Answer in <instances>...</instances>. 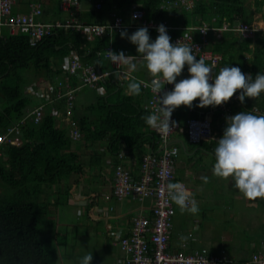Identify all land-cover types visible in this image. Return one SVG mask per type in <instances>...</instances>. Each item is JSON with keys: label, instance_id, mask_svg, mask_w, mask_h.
Wrapping results in <instances>:
<instances>
[{"label": "trees", "instance_id": "obj_1", "mask_svg": "<svg viewBox=\"0 0 264 264\" xmlns=\"http://www.w3.org/2000/svg\"><path fill=\"white\" fill-rule=\"evenodd\" d=\"M61 1L51 0L48 3H56L57 8L51 15L54 19L49 21L65 22L67 19V15L60 9ZM175 1L178 0H86L91 8L85 23H108L106 20L110 14L116 12L125 21L131 19L128 29L138 30V22L131 18L133 6L143 11L147 21H167L172 26L185 27L197 26L199 18L213 27H221L224 23L233 26L237 19L252 23V14L255 13L252 5L248 4L249 0H192L195 6L191 9L182 5H169ZM97 2L102 3L101 10L95 8ZM255 7L264 18V0H255ZM148 32L154 42L158 34L153 29H148ZM172 34L177 36L180 33L174 30ZM195 38L200 39V35ZM109 44V35L89 41L84 37L83 31H66L61 28L35 47L31 46L28 35L19 32L6 33L0 39V135L17 123L22 128L19 145H0V264H57L55 251L49 249L42 240V235L45 238L47 235L54 236V246L57 248L65 245L68 233L66 230L51 233L47 229L49 226L44 228L42 221L49 215L50 207L69 202L77 194L82 178L87 176L82 162L83 153L75 147L82 144L84 149H91L88 166L98 169L106 167L107 155L115 169L119 165L126 167L128 160L139 149L143 150L148 146L155 153L159 150V137L142 119L149 115L144 110L149 93L142 86L138 96L124 92V86H128L133 80L120 81L115 76L104 79L101 85H104L106 94L103 96L93 88H82L80 93L90 101L75 107L72 117L74 125L64 123L61 120L63 117L53 115V105L46 106L39 123L27 117L30 111L43 102L42 98L27 93L29 85L40 88H47L46 85H49L53 91L57 79L65 75L63 58L72 49L78 51L84 62L102 68L106 58L98 53ZM209 48L220 54L215 75L220 68L226 66L239 67L243 73H251L253 78L257 73H264V36L258 34L255 39H243L230 31H225L221 37L211 32ZM229 50H233L231 54L228 53ZM106 60L108 62L104 65L110 67V61ZM233 98L234 96L230 99L233 100L231 103H224L229 108V115H224L225 112L219 106L210 115L213 127L211 138H203L200 143L193 144L189 142L186 133L180 134L188 151H206L215 161L217 140L214 138V128L218 123L219 135L223 136L227 126L226 118L242 111L264 115V92L255 98L246 97L243 104L238 98ZM198 104L197 99L191 107L182 105L174 110V114L182 116L185 111V116L182 117L187 118L190 108L193 109L190 117H198L199 112L204 115L211 112L212 106L200 108ZM57 107L60 112H64L63 101ZM72 127L80 133V140H73ZM174 136L171 137V146L178 149V165L182 148L180 143L173 140ZM122 150H127L128 156L120 158ZM180 175L178 169L176 182L183 180ZM86 195L89 199V214L95 205L96 195L94 192ZM50 198L55 200L52 205ZM151 214L150 211L146 215L150 217ZM242 263H246L245 259Z\"/></svg>", "mask_w": 264, "mask_h": 264}, {"label": "built area", "instance_id": "obj_2", "mask_svg": "<svg viewBox=\"0 0 264 264\" xmlns=\"http://www.w3.org/2000/svg\"><path fill=\"white\" fill-rule=\"evenodd\" d=\"M20 0H0V39L4 37V30L10 34L23 33L29 36L31 46H37L42 43L46 37L53 35L56 29H76L83 31L84 37L87 40H92L95 37H102L111 34L123 28L124 18L122 15L114 12L112 14V21L108 23L92 22L85 23L79 14L81 0H62L60 2V9L63 12L69 13V18L65 22L48 21L42 22L40 18L43 16V0L31 2L28 13L15 12V6ZM169 5H182L187 9L195 6L192 0H178ZM97 10H101L102 3L95 4ZM131 18L137 21V28L146 27L157 31V27L161 24L165 25L168 35L171 37V43L176 44L177 41H182L185 44L192 45L193 53L197 59H203L206 64L213 67V75H215V68L217 67L220 57L209 48V36L211 32L231 31L243 39H254L257 33L264 34V28L261 29L255 24L240 22L238 26L213 27L206 22H202L197 27H179L172 26L167 21H147L144 18L143 11L137 6L131 8ZM187 30L185 35L178 34L174 36L172 31ZM200 35V40L195 38L194 33ZM107 51L115 53L124 52L125 56H132L128 49L115 47L110 43L98 55L107 58ZM139 59V56H136ZM109 60V59H108ZM110 61V60H109ZM63 70L65 75L57 79V83L52 90L44 87H36L29 85L26 90L27 93L42 98L43 102L30 111L27 117H31L35 123H39L44 116L46 106L53 105L52 114L57 117H63L68 123L74 125L72 117L74 115L75 100L77 92L84 88L90 87L103 96L106 94L104 85L101 82L104 79H110L114 73H117L118 79H125L128 75L125 71L124 64L115 65L110 61L112 69L101 71L100 66L84 62L78 51L72 49L70 53L63 58ZM251 75V73H244ZM264 74V73H261ZM253 77V76H252ZM151 77L149 80H143L149 87L142 88L149 93V99L144 105V110L153 113L157 107L156 94L151 91ZM180 80H176L178 83ZM213 81L210 80V83ZM174 89V84H165L161 93L170 92ZM240 93L234 94L233 99H237ZM64 102V112H60L57 107L59 102ZM233 100H230L231 103ZM224 115H229V108L227 104L219 106ZM215 111V109L213 110ZM204 115L199 112L198 117H190L185 123H182L174 114L171 116V122H174L175 127L171 132L166 134L159 133L153 130L159 137V150L155 153L152 150L143 154L140 159V175L134 177L132 172L123 165H119L114 170L113 183L114 195L118 200L125 198H133L143 203L147 199L153 200L150 217L144 213L138 214L131 218V230L128 235L118 233L114 237L115 243L119 246L125 255V264H234V259L226 249H221L218 252H212L203 247L186 252L184 250H172L170 248V238L173 231L174 217L179 208L175 203L171 202L167 196L165 186L167 183H175L178 163V149L171 146V137L177 133H186L190 143L198 144L203 138H211L213 136V127L210 120V115ZM22 134L20 124H14L6 129L0 135V145L11 144L19 145V136ZM71 136L74 141L80 140V133L72 127ZM128 155L127 150H122L120 158ZM187 190L193 195V192L188 187L186 182L180 181ZM264 246V242L262 243ZM250 262L245 264H264V252H253Z\"/></svg>", "mask_w": 264, "mask_h": 264}, {"label": "clouds", "instance_id": "obj_3", "mask_svg": "<svg viewBox=\"0 0 264 264\" xmlns=\"http://www.w3.org/2000/svg\"><path fill=\"white\" fill-rule=\"evenodd\" d=\"M157 31L154 42L146 27L139 28L130 36L126 30L121 32L122 39L127 38L136 46L140 59L153 77L150 87L156 94L157 107L153 113L142 117L148 127L159 133L171 132L175 127L171 122L173 111L182 105L191 107L197 99L200 108L217 107L230 101L237 92L240 93L238 99L241 104L246 97L255 98L264 92V74L257 73L253 78L239 67L226 66L213 75L214 66L197 59L192 45L182 41L172 44L163 24L157 27ZM107 58L115 65L124 64L130 71L136 70L137 65L133 62L136 56H125L123 51L118 54L107 51ZM185 65L188 66L189 78L175 83ZM142 84L149 87L143 80L130 82L129 94L140 95ZM165 84H174V89L159 97ZM226 124L223 136L216 141L213 175L223 179L231 177L234 187L249 200L264 198V115L242 111L226 118ZM203 179L208 182V177ZM165 190L181 212L198 213L196 200L182 183H167ZM92 260L93 254L89 252L81 258L80 264H91Z\"/></svg>", "mask_w": 264, "mask_h": 264}, {"label": "crops", "instance_id": "obj_4", "mask_svg": "<svg viewBox=\"0 0 264 264\" xmlns=\"http://www.w3.org/2000/svg\"><path fill=\"white\" fill-rule=\"evenodd\" d=\"M36 1H39V0H20V1H18V4L15 6L14 11L15 12H20V13H28L29 12V5H31L30 3L31 2H36ZM43 1H44L43 8H45V7H47L49 5L48 3H50L51 0H47V1L43 0ZM248 4H251L253 11H255V13L253 15L252 24H255L258 27H260L261 29H263L264 28V18H263L262 13L256 11L255 0H249ZM90 8H91V5H88V2H86V0H83L82 4L80 6L79 14H80L81 18L84 21H87V19H88L87 14H88V11H89ZM43 15H44V13H43ZM66 15H67L66 17L69 18L68 17L69 15L67 13H66ZM111 16H112V14H110L109 19L106 20L107 22H111L112 21V17ZM52 19H54V18L51 16L50 20H52ZM238 20H240V19H238ZM130 21H131V19H129L127 21L124 20L123 28L114 31L111 34V36H109L110 43H112L117 48L128 49L132 56H139V54L137 53V50H136V46L133 45L132 43H130V41L127 38H123V39L121 38V32L122 31L126 30L128 35L130 36L132 33H134L135 30H137V29H128V26L131 23ZM51 22H54V21H51ZM92 22H96V21H92ZM202 22L203 21L200 20V18H199V24L197 26L201 25ZM240 22H242V21L240 20ZM224 25H226V23H224L221 27H223ZM181 26L185 27L183 25H181ZM181 26H179V27H181ZM197 26L191 25V26H186V27H197ZM233 26H234V24H233ZM224 32L225 31L218 32L217 36L221 37L222 33H224ZM6 33H9V32L4 30V36L6 35ZM179 33H180V35H185L186 33H188V31L187 30H182V31H179ZM258 34L260 36H264V34L262 32L257 33V35ZM194 35L196 37L199 36V34L197 32L194 33ZM234 35L238 36L235 33H234ZM256 36H255V38H256ZM197 40H200V39H197ZM254 47L255 46H253L252 49H254ZM232 51L233 50H229L228 53L231 54ZM229 54H227V55L230 56ZM218 55L220 56V54H218ZM252 56H253V54H252ZM249 57H251V55ZM133 62L136 63V65H137L135 71H130L127 65H124V67H123L125 69V71L127 72V75H128L125 79H122V80L118 79L117 76H116L117 73H114L113 77L115 76V78L120 80V81H123V80H127V81H129V80H136V81L149 80L152 77L151 74L148 72V70H147V68L145 66V63L140 58L139 59H135ZM62 65H63V63H62ZM101 66H102V68L100 67L101 71H106V70L112 69L111 64H110V67L107 66V65H105V66L101 65ZM186 78H189L188 66L187 65H185L184 69L182 70L181 75L179 77H177V79L181 80V79H186ZM121 85H122V83H121ZM46 86H48L47 88L51 90V88H50L51 86H49V85H46ZM80 91H82V89H80L78 92L80 93ZM78 92L76 94L75 107L80 105L79 101H78L80 98H81V102H80L81 104L82 103L83 104L89 103L90 100L84 94L80 93L78 95ZM124 92L127 95H131L128 92V86H124ZM144 103H142V105ZM214 109L216 110V107L212 106L211 111H213ZM192 110H193L192 108H190L188 110V117L187 118H183L185 116V111H183V113H184V114H182L183 117L181 115H177V114L175 116L177 118H179L182 123H185L186 120L190 117V113L192 112ZM61 120H63L64 123L67 122L64 118H61ZM219 125L220 124L218 123L217 127L214 128V134H215L214 138L217 141L222 137V136L219 135V132H218ZM181 133L182 132L175 134L173 140L177 141L178 143L181 144V148H182V150H181L182 152L181 153H185L184 154V158L186 156L188 158H194L196 160H200L199 161L200 162L199 163L200 167L197 168V169L206 168L205 170H202V172L201 171L198 172L197 170H195V173L192 174L191 170H186V168L184 167V170H185L184 172H186V174H184L182 176V179H183L182 181H186L185 179L189 178V176L194 177V180H196L198 178L202 179V185H204V186H203V188H200V189L205 191V195H206L207 199H211L212 198V200L215 203V205L219 206L220 202H223V199L217 198L216 197V194H217L216 191H213V189H215V187H212V186L211 187L210 186L207 187L208 182L205 183L204 179H203L204 177H207V176L213 174L212 169H213V165L215 163V161L213 160V156L210 153H208L206 151H203V150H200L199 152H195V151L190 152V151H188L187 148L184 145V140L180 137ZM75 149L77 151H79L78 147H75ZM102 151H104V150H102ZM149 151H150V147H148V146L146 147V149H143V150L139 149L138 152H136L135 155L133 154L131 156L130 160H128L126 167L127 168L129 167L128 169L132 172L134 177H139V175H140L139 165H140L141 155L146 154ZM84 153H86V152H83V154ZM197 155H199V156H197ZM105 157L107 159L106 163H105L106 167H104L106 169L105 171H102L103 168L98 169V168H90L89 167L91 175H95V174H97L99 176L104 175V177L106 179L105 182L108 183V184L107 185H102L100 187L102 189H101V191H99L98 194H96V192H94V194L96 195L95 205L92 207V210L89 212V214L87 213L88 214L87 215V220H85L82 224L86 225L89 222H91L92 220H96V221L98 220L99 221L100 219L102 220V218L103 219H107V221H109L110 214H112L115 217L114 224H111V223L108 222L105 225V228L102 229V230H99V231H96L93 227H89V231H92V233H95L96 235L97 234H101L103 236L104 240H105L106 246L104 247V252H105L107 258L104 261H102L101 264H124L123 260L125 258V255L121 251L119 246L115 243L114 237L118 233H121L123 235H128L130 230H131V218L133 216H136V215L141 214V213L149 214V212L151 211V207L153 205V200L152 199H147L146 201L141 203V202H139L136 199L128 197V198H125L126 200L123 199L122 203H117L116 202L117 200L115 199L116 197H115L114 192H113L114 191L113 175H114V170L115 169L112 167V163H111V159H109V155H107ZM204 157H206V158L210 157V159H212L209 163H207V164L211 163L210 166H209L210 168L209 167H205L203 165L204 164L203 163ZM182 158L180 156L178 169L181 168L184 165V162H183ZM207 170H209L211 174H208L206 172ZM86 175H88V174H86ZM89 185L87 187H90ZM81 186L82 185H80L79 186V190L76 191L77 194H74V196H72V199H70L69 202L68 201L66 202L69 207L75 208V210L77 212L76 215H79L80 218H81L82 210L84 208L87 209V206L89 205V200H87V197L84 196ZM105 187H110V188H109V190H107V189H105ZM191 191H193V190L191 189ZM193 195H194V193H193ZM256 200H258V199H256ZM256 200L254 202H246L243 205L244 208L240 211V213H238L236 211V207L235 206H232L230 216H232V218L235 219V217L239 215L241 217V219L244 221L243 225H244V228H246V231L249 229L252 232L258 233L259 236L257 238L252 237L250 239H245L244 240L245 243H246L245 245H241V244H237V243L234 245V241L236 240V238L238 240L240 238L235 236V235H233V237L228 235L226 237L227 239H231L232 238L230 240V244H231V247L233 249V253H232L231 249L228 246H222L221 248L218 247V248H215V249H210V248H207V247H205V248L209 249L212 252H218L221 249H226L228 251V253L234 259V264H243L242 261L244 259L247 262V260H249L251 258V255H252L253 252H258V251H263L264 252V246H262V243L264 242V225H263L264 222L262 221L261 218H259V215H258L257 212L254 213V212H252V210H251L252 214L249 212V209L252 208V207H257L258 208V206H259L258 202L259 201L256 202ZM52 201H53V203H55V200H52ZM260 201L264 202V199H261ZM81 204L84 205V207H82ZM119 204H121V205H119ZM60 205L55 206V209L53 210V216H54V213L56 214V216L58 215L59 222L61 220H64V219L67 220V221L68 220H70V221L64 223V225H62V223H59V225H62L60 230H66V233H68V238L64 241L65 245L57 246V248L60 249L59 252H60V256H61L59 258V261L57 262V264H63L62 261H63L64 253L62 252V249L67 247L68 240L70 239L69 238V232H70V229H69L70 226L69 225H71L73 227V225L76 224L77 221L80 222V218L76 219L75 217H71V215L68 216V214H70L72 212V211H70V209H67L65 211V213H63V211H60V209H58V208H60ZM262 205H264V203ZM226 206L230 207L228 205H226ZM234 210L236 211V213L234 212ZM180 213H182V212H181L180 208H178L176 216L174 217L173 231H172V235H171V238H170V248L172 250H176V251L177 250H184L186 252H192L193 250L200 249V247H198L197 244L195 242H193V240H191L190 238L184 237L185 239H181V237H183V236L179 237L177 235V233L175 231V221H176V219L179 220V222H184L185 221V217L184 216L181 215V217L180 216L177 217ZM68 217H70V218H68ZM55 230L57 232L60 231L58 229H54V231ZM77 230H78V228L74 232H77ZM78 236H79V232H77L75 234L76 238ZM105 248H108V250H106ZM66 262H67V264H74L73 261L68 262L66 260ZM75 264H77V262H75Z\"/></svg>", "mask_w": 264, "mask_h": 264}, {"label": "rangeland", "instance_id": "obj_5", "mask_svg": "<svg viewBox=\"0 0 264 264\" xmlns=\"http://www.w3.org/2000/svg\"><path fill=\"white\" fill-rule=\"evenodd\" d=\"M47 1V0H46ZM254 2V1H253ZM253 4V3H252ZM56 3H53L52 5H48L47 7L43 8V13L44 15L40 18L42 22H48L50 20L51 15L53 16L54 11L56 10ZM63 12V11H62ZM66 14V12H64ZM51 14V15H50ZM69 15V13H67ZM254 14H252L253 16ZM248 20V19H246ZM247 22V21H246ZM105 63L108 61L105 59ZM105 66V65H104ZM33 78V77H32ZM36 97V96H35ZM80 98V97H79ZM79 104H81V98L78 100ZM82 149V150H81ZM78 150L82 153L86 152L82 156V162L85 165V174H88L87 176H84L81 180V187L84 196H87L86 194H91L92 192H96V194L101 191L102 188H100L102 185H107L108 183L105 182V177L99 176L97 174L91 175L88 162L91 159V149H84L83 145L78 146ZM185 153H181V158L183 159L184 165L179 168V171L181 172V177L186 174L184 172V167L186 170H191L192 174L195 173V170L198 172L202 170H205L206 168L202 169H197L200 167V162L194 158H188L185 156ZM199 156V155H197ZM212 159L204 157L203 159V165L205 167H209L210 164H207L211 161ZM87 163H86V162ZM179 165V164H178ZM178 165H177V170H178ZM88 166V167H87ZM210 168V167H209ZM87 170V171H86ZM106 169L103 167L102 171H105ZM99 172V171H98ZM208 174H211L209 170L206 171ZM90 173V174H89ZM208 177V185L207 187H215L213 191H216V197L223 199V202H220L219 206H216L215 203L213 202L212 198L207 199L205 195V191L200 189L203 188L204 185H202V179L198 178L194 180V177L189 176V178L185 179L188 186L193 190V198L196 200L199 211L197 214H191L190 212H182L180 213L177 217L184 216L185 221L184 222H179V220L176 219L175 221V231L177 235L183 236L190 238L197 244L198 247L203 248L207 247L210 249H215L218 247L222 246H228L232 253L233 249L230 244V240L232 239H227L226 237L228 235L232 236L235 235L239 237L240 239L234 241V245L241 244L245 245V239H250L252 237L257 238L259 236L258 233L252 232L249 229L246 231V228H244L243 225V220L241 217L238 215L235 217V219L230 216L231 213V208L232 206L236 207V211L240 213V211L244 208L243 205L246 202H254L255 200H249L243 196V194L239 193V191L234 187V181L232 178L228 179H223L219 177H215L213 174L207 176ZM77 178V177H76ZM90 185H89V184ZM95 184V185H94ZM90 187H87V186ZM110 187H105V189L109 190ZM91 192V193H90ZM56 199V198H55ZM117 203H122V200H118L115 198ZM264 198H258L256 202H258V208L257 207H252L249 209V212H257L259 215V218L262 219L264 222V205H262L264 202H261L260 200ZM54 198H50L51 205L53 204ZM89 200V199H87ZM126 200V199H125ZM82 205V204H81ZM121 205V204H119ZM226 205L230 206L227 207ZM84 207V205H82ZM55 207L53 206L52 208L50 207V212L48 216H45L42 224L44 228L46 226H51L50 229L49 227L47 228L49 232L53 233L54 229L60 230L61 226L64 225V223L70 221V220H61L59 222V217L58 215L54 213L53 216V210ZM60 211H65L67 209H70L72 211L68 216L71 215V217H75L76 219L80 218L79 215H76V210L75 208H71L67 205L66 202L62 203L60 205ZM85 209V208H84ZM82 210L80 222L77 221L76 224L69 225V240L67 243V247L62 249V252L64 253L63 257V264H67L66 260L68 262L73 261L74 264L77 262V264H80L81 258L88 254L89 252H92L93 254V260L91 264H101L102 261H104L107 256L104 252V247L106 246L105 240L101 234H95L92 233V231H89V227H93L96 231L102 230L105 228V225L109 222L111 224H114L115 222V217L110 214L109 221L107 219H100L99 221L97 220H92L86 225H83L82 223L87 220V209ZM234 210V212L236 213ZM252 214V213H251ZM70 218V217H68ZM59 223H62V225H59ZM264 225V223H263ZM78 228L77 232H79V236L76 238L75 234L77 232H74ZM198 228V229H197ZM54 236L52 235H47V239L45 238V235H42V240L47 244L49 249L55 251L56 255V261H59L60 256V249L56 248L54 246ZM108 250V248H105ZM109 252V251H108Z\"/></svg>", "mask_w": 264, "mask_h": 264}, {"label": "water", "instance_id": "obj_6", "mask_svg": "<svg viewBox=\"0 0 264 264\" xmlns=\"http://www.w3.org/2000/svg\"><path fill=\"white\" fill-rule=\"evenodd\" d=\"M240 23V20H236L235 22H234V26H238V24Z\"/></svg>", "mask_w": 264, "mask_h": 264}, {"label": "bare ground", "instance_id": "obj_7", "mask_svg": "<svg viewBox=\"0 0 264 264\" xmlns=\"http://www.w3.org/2000/svg\"><path fill=\"white\" fill-rule=\"evenodd\" d=\"M251 259H252V257L247 261V262H250L251 261Z\"/></svg>", "mask_w": 264, "mask_h": 264}]
</instances>
